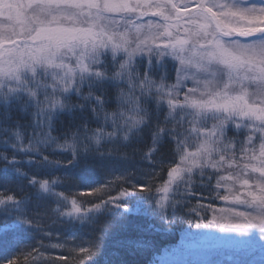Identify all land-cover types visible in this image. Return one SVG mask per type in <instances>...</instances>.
<instances>
[{
    "label": "snow or ice",
    "instance_id": "obj_1",
    "mask_svg": "<svg viewBox=\"0 0 264 264\" xmlns=\"http://www.w3.org/2000/svg\"><path fill=\"white\" fill-rule=\"evenodd\" d=\"M177 218L264 249V0H0V264H156Z\"/></svg>",
    "mask_w": 264,
    "mask_h": 264
},
{
    "label": "rangeland",
    "instance_id": "obj_2",
    "mask_svg": "<svg viewBox=\"0 0 264 264\" xmlns=\"http://www.w3.org/2000/svg\"><path fill=\"white\" fill-rule=\"evenodd\" d=\"M218 202L223 206V202ZM261 261L264 249L254 240H247L240 232L226 234L213 227L183 233L178 246L164 253L156 264H261Z\"/></svg>",
    "mask_w": 264,
    "mask_h": 264
},
{
    "label": "trees",
    "instance_id": "obj_3",
    "mask_svg": "<svg viewBox=\"0 0 264 264\" xmlns=\"http://www.w3.org/2000/svg\"><path fill=\"white\" fill-rule=\"evenodd\" d=\"M217 206H220V203L218 201L215 202ZM211 218V213H209V219ZM135 222L137 224L147 226L149 224L158 223L154 217L151 216L150 212L147 211V206H144L141 208L140 212L136 214ZM207 221H201L199 218H194L191 221V224L187 221H181L179 218H177V225H175V231L172 232L170 235L162 236L159 238L157 248L158 251H155L153 253V259L157 262L160 257L166 253L172 250L173 248L177 247L180 240L181 235L183 233L193 230L196 228L197 223H206ZM135 234L134 232L132 233Z\"/></svg>",
    "mask_w": 264,
    "mask_h": 264
}]
</instances>
